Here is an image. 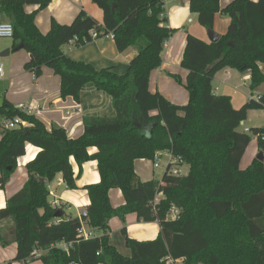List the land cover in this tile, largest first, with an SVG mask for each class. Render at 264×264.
I'll list each match as a JSON object with an SVG mask.
<instances>
[{"label":"trees","instance_id":"1","mask_svg":"<svg viewBox=\"0 0 264 264\" xmlns=\"http://www.w3.org/2000/svg\"><path fill=\"white\" fill-rule=\"evenodd\" d=\"M52 0H0V17L12 25L13 48L22 46L29 54L24 68L35 78L43 68L60 78V97L79 101L82 88L92 84L107 94L114 117H86L83 133L69 138L62 128L47 130L34 115H27L4 100L0 119L19 118L26 126L5 131L0 139V190L3 191L25 156L27 145L38 148L26 163L22 188L6 199L0 221L11 224V237L0 233V246H17L12 262L27 264H164L165 258L184 264H264V160L256 158L242 170L240 162L253 137L264 158V127L239 130L251 110H264V0H233L220 9V0H189L197 23L213 29L218 13L228 17L224 35L215 43L189 33L180 67L187 72L184 85L188 102L176 106L159 93L149 91L150 73L162 64L166 42L175 30L168 26L162 0H91L102 12V22L80 11L68 25L51 20L49 30L35 24L39 11ZM26 6L37 10L26 13ZM108 35L118 52L136 50L126 73L96 70L63 53L75 40L83 46ZM223 69L249 72V90L256 94L239 109L230 97L215 95L212 81ZM181 84L178 76H173ZM95 148L94 153L89 150ZM171 150L187 165L188 172L142 182L134 162L151 161L156 152ZM72 161L78 167L73 172ZM95 161L97 184L85 186L90 204L85 208L87 227L96 234L77 240L79 218L64 207L54 209L49 185L60 175L69 190L76 189L82 166ZM45 180V183L41 181ZM121 192L124 205L114 209L109 191ZM157 194L162 199L151 202ZM171 208L178 218L168 220ZM135 214L138 221L159 224L153 241H135L122 228L130 257H123L110 244L109 222ZM71 244L67 252L55 247ZM37 252L38 257L33 255Z\"/></svg>","mask_w":264,"mask_h":264},{"label":"crops","instance_id":"2","mask_svg":"<svg viewBox=\"0 0 264 264\" xmlns=\"http://www.w3.org/2000/svg\"><path fill=\"white\" fill-rule=\"evenodd\" d=\"M232 1L220 0V9H224ZM24 9L26 13H32L37 10V6H26ZM80 11H84L97 22H102V12L91 0H52L45 9L37 13L35 24L40 32L46 33L52 19L59 24L68 25ZM164 14L168 26L175 32L164 46L161 66L150 73L149 91L159 93L170 103L181 107L188 102V92L184 87L187 72L180 67L187 33L209 43L207 30L197 23L196 16L190 12L189 0H175L166 5ZM4 21L6 20L4 19ZM228 25V17L218 13L214 18L212 30L221 36L226 33ZM16 48H13L12 43H7L0 48V54L9 50L8 55L0 58V65H2L0 105L6 100L14 108H18L20 105L34 106L36 111L33 115L45 125L48 131L52 128H62L71 139L77 138L83 133L84 118L114 117L115 110L111 98L96 90L92 84H86L82 88L79 101L75 102L72 97L64 99L60 97V78L54 75L50 69L43 68L41 76L34 79L32 74L24 68L29 61V54L23 49ZM63 53L73 61L92 65L98 71L111 69L122 75L126 73L129 62L135 57L136 50L128 48L124 52H118L112 38L104 37L80 47L66 45L63 47ZM259 68L264 74V64H260ZM173 76H178L181 84L177 83ZM249 79V72L241 74L232 69H223L217 72L213 78V91L215 95L230 97L233 107L239 109L253 95H256H252L249 90ZM259 90L264 91V85ZM262 127H264V110H251L247 113L245 121L240 124V131L243 132L245 128L250 130ZM38 151V148L31 145L26 146L25 156L18 160L16 169V171L25 174V180L23 183L21 180L16 183L13 180V175L11 176L5 189L0 190V204H2L0 209L5 208L7 198L22 188L27 179L24 170L25 164L32 161ZM94 152L95 148L89 150L90 154ZM258 154L257 137H253L241 159L240 169H246ZM145 163L146 160L134 162L135 173L142 182L154 180L152 166H150V174L145 177V171H147ZM72 165L76 175L78 167L73 161ZM99 180L96 162H87L82 166V172L75 182L76 189L74 190H69L66 187L60 175L56 176L49 185V190L53 194L49 201L58 200L63 204L62 207L65 208L67 214L78 218L82 210L90 204L84 189L85 186L97 184ZM109 200L114 209L124 205L122 194L117 189L109 191ZM122 228L126 229V234L130 239L140 242L155 240L160 231L156 221H138L135 214L127 215L124 224L118 218L111 219L109 222L110 244L126 258H129L131 253L125 245V237L121 234ZM0 233L7 239L11 237V224L8 221H0ZM16 250L15 243H11L7 247L0 246V264L13 261ZM12 264L23 263L12 262ZM27 264L42 263L39 260H34Z\"/></svg>","mask_w":264,"mask_h":264},{"label":"built area","instance_id":"3","mask_svg":"<svg viewBox=\"0 0 264 264\" xmlns=\"http://www.w3.org/2000/svg\"><path fill=\"white\" fill-rule=\"evenodd\" d=\"M162 1L164 4V7H166V5L173 3L175 0H162ZM12 35H13L12 25L9 22H5V21L0 22V38H10L11 39ZM92 38L96 40V35L94 33L92 34ZM105 38H112V36L108 35ZM74 44H75V40H71L67 45L74 47L75 46ZM1 76H2V65H0V77ZM32 77L35 79L33 74H32ZM253 98L255 100L258 99L256 95L253 96ZM16 109L21 110L27 115H33V113L36 111V108L34 106L20 105ZM24 126H26V123L20 120L19 118H13L11 120H1L0 119V139L2 138L5 131L13 130V129L24 127ZM243 132L250 133V130L248 128H245ZM163 157L166 158L165 172H168L171 176H182V168L186 164L179 156H175L171 150H162L154 154L153 159L150 161L153 170L160 167ZM52 195L53 194L50 191V196ZM161 199H162L161 194H157L154 197L153 201L151 202V205L156 206L161 201ZM50 204L54 209L60 208L63 205L58 200H53L52 202H50ZM178 215H179V211L176 208H171L167 215V219L175 220L176 218H178ZM78 218H79L80 226L77 231V240L88 241V240L96 238V234L87 227V222L85 221V219L87 218V213L85 209L82 210ZM55 247L68 253L71 247V244L57 243L55 244ZM33 255L35 257H38L37 252H34ZM163 262L164 264H184L182 260H175L171 258H165Z\"/></svg>","mask_w":264,"mask_h":264},{"label":"rangeland","instance_id":"4","mask_svg":"<svg viewBox=\"0 0 264 264\" xmlns=\"http://www.w3.org/2000/svg\"><path fill=\"white\" fill-rule=\"evenodd\" d=\"M7 43H12V39H10V38H0V48L3 47L4 45H6ZM257 114H260V113H257ZM239 130H240V128H239ZM165 163H166V158L163 157L162 158V162L160 164V167L155 169L154 172H153V179L154 180L160 181L162 179V176H163V174L165 172ZM144 165L147 167V169H145V170H147V171H145V175H146L145 177H148V174H150L149 170L151 169L150 168L151 162L146 161V163ZM187 172H188V167H187V165H185L182 168V175H186ZM24 176H25V174H23L22 172L17 170L13 174V180L16 183H18V181L21 180V183H23L24 180H25Z\"/></svg>","mask_w":264,"mask_h":264},{"label":"water","instance_id":"5","mask_svg":"<svg viewBox=\"0 0 264 264\" xmlns=\"http://www.w3.org/2000/svg\"><path fill=\"white\" fill-rule=\"evenodd\" d=\"M0 22H4V18H3V17H1ZM207 37H208V41H209V43H215V42H217V41L219 40V38H220V36H219L218 34H216L213 30H207ZM16 49H22V46L19 45ZM8 53H9V50L5 51L4 53H1V54H0V58H2V57H4V56L8 55ZM256 159L259 160V161H263L264 158H263L262 153H259V154L257 155ZM41 182H42V183H45V180H42Z\"/></svg>","mask_w":264,"mask_h":264},{"label":"clouds","instance_id":"6","mask_svg":"<svg viewBox=\"0 0 264 264\" xmlns=\"http://www.w3.org/2000/svg\"><path fill=\"white\" fill-rule=\"evenodd\" d=\"M0 206H2V204H0Z\"/></svg>","mask_w":264,"mask_h":264}]
</instances>
